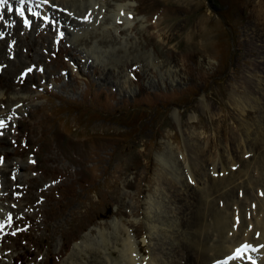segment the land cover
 <instances>
[{
	"label": "rangeland",
	"instance_id": "1",
	"mask_svg": "<svg viewBox=\"0 0 264 264\" xmlns=\"http://www.w3.org/2000/svg\"><path fill=\"white\" fill-rule=\"evenodd\" d=\"M0 122V264H264V0H0Z\"/></svg>",
	"mask_w": 264,
	"mask_h": 264
},
{
	"label": "bare ground",
	"instance_id": "2",
	"mask_svg": "<svg viewBox=\"0 0 264 264\" xmlns=\"http://www.w3.org/2000/svg\"><path fill=\"white\" fill-rule=\"evenodd\" d=\"M164 161V160H163ZM166 161V160H165ZM225 181V180H224ZM228 181V180H227ZM214 184V183H213ZM219 184V183H218ZM213 186V185H212ZM201 192V191H200ZM199 192V193H200ZM202 194V193H201ZM204 195V194H203ZM200 196V195H199ZM201 197H202V195H201ZM228 199H229V197H228ZM203 200V199H202ZM202 204V203H201ZM199 207V206H198ZM208 207V206H207ZM261 207H264V206H261ZM198 209V208H197ZM201 209V208H200ZM199 210V209H198ZM197 210V211H198ZM213 210V209H212ZM196 211V212H197ZM202 211L200 210V212L199 213H201ZM205 212V211H204ZM212 213H214L212 216H213V218H214V225L216 224V226H219V222H220V220L221 221H223V219H222V215H220V214H218V213H216L215 212V210H213V211H211ZM195 213V212H194ZM203 214V213H202ZM195 215H196V213H195ZM200 215V214H199ZM203 216V215H202ZM191 217V216H190ZM195 218H193L192 220H190V221H187V226H188V228H191L192 229V227H194L195 228V226H200L201 224H202V228L201 229H204L205 230V228L207 227V224L206 223H204V221L202 222V218H201V216H199V218H196V216H194ZM221 223V222H220ZM185 224V225H186ZM184 225V226H185ZM260 226V225H259ZM199 228V227H198ZM196 229V228H195ZM221 230V229H220ZM196 231V230H195ZM199 231V230H198ZM206 231V230H205ZM263 231V230H262ZM197 232V231H196ZM198 233V232H197ZM197 233H195V234H197ZM208 233V232H207ZM198 238H200V237H198ZM206 239H207V237H206ZM234 240V239H233ZM233 240H231V241H233ZM238 241V240H237ZM232 243V242H231ZM188 244H190V245H188ZM233 245V244H232ZM232 248V247H231ZM243 248V247H242ZM237 250H239V249H237ZM242 250V249H241ZM139 251H142L141 249H139ZM183 251L185 252V259H186V263L187 264H192V263H194V261H196L197 260V263H195V264H207V262H208V260H210L211 259V257L210 256H208V255H206L207 253H206V249H205V247L203 246V244L202 243H199V241L197 240L196 242H194V243H187L185 246H184V249H183ZM133 253V252H132ZM224 255V254H223ZM132 257H133V255H132ZM132 257H130V258H132ZM231 257V256H230ZM129 258V259H130ZM94 260V259H93ZM213 260H214V257H213ZM132 261V260H131ZM100 262V261H99ZM92 263V262H91ZM93 264H102L101 262L100 263H98V261L96 262V263H94L93 262ZM131 264H137V263H133V262H131Z\"/></svg>",
	"mask_w": 264,
	"mask_h": 264
},
{
	"label": "snow or ice",
	"instance_id": "3",
	"mask_svg": "<svg viewBox=\"0 0 264 264\" xmlns=\"http://www.w3.org/2000/svg\"><path fill=\"white\" fill-rule=\"evenodd\" d=\"M5 2H6V0H5ZM21 3H23V0H21ZM19 15L22 16V17L24 16V10L22 8L19 10ZM33 15H38V14L37 13H33ZM24 23L25 24H29V21L27 20V18H25ZM61 35H63V33H61ZM29 71H31V69H29ZM41 71H42V69H41ZM2 126H3V123L0 122V127H2ZM0 135H3V133L0 132ZM9 220H11L10 216H9Z\"/></svg>",
	"mask_w": 264,
	"mask_h": 264
},
{
	"label": "trees",
	"instance_id": "4",
	"mask_svg": "<svg viewBox=\"0 0 264 264\" xmlns=\"http://www.w3.org/2000/svg\"><path fill=\"white\" fill-rule=\"evenodd\" d=\"M114 214V212H113V210H112V207H110L109 208V215L111 216V215H113Z\"/></svg>",
	"mask_w": 264,
	"mask_h": 264
}]
</instances>
